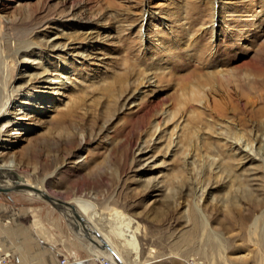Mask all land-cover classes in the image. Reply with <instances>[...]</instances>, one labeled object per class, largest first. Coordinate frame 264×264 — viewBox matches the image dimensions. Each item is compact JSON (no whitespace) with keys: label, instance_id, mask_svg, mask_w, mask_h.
Returning a JSON list of instances; mask_svg holds the SVG:
<instances>
[{"label":"rangeland","instance_id":"rangeland-1","mask_svg":"<svg viewBox=\"0 0 264 264\" xmlns=\"http://www.w3.org/2000/svg\"><path fill=\"white\" fill-rule=\"evenodd\" d=\"M0 51V185L59 201L0 191L11 263H94L83 200L133 219L140 264H264V112L212 111L264 75V0H0Z\"/></svg>","mask_w":264,"mask_h":264},{"label":"bare ground","instance_id":"bare-ground-1","mask_svg":"<svg viewBox=\"0 0 264 264\" xmlns=\"http://www.w3.org/2000/svg\"><path fill=\"white\" fill-rule=\"evenodd\" d=\"M0 55H2L1 51ZM6 70L7 67H4L3 71H1L4 75L3 80H5L7 77ZM149 80L150 79H147V81ZM250 80V85L246 88H243V90H241L240 84L237 85L236 89H233V91H231L233 92L232 94L229 91L230 93L226 92L222 96H220L218 103H213L212 111H217V115L221 117L225 116L227 113L232 114L237 118L238 122L242 123H244V121H242L243 118L240 117V115L243 113H246L249 117L253 118V120L254 117L260 116V114L264 112V75H253ZM250 93L254 95L249 96ZM10 103V99H0V117L4 115ZM231 141L232 142L230 146H234L235 150L243 151L244 149H248V152H254V149L252 147L253 140L248 135L237 132L233 134ZM258 152V150L255 151V155H257ZM13 167L14 166L11 162H2L0 164V172L8 173L10 170H12ZM31 185L35 189L44 192V190L36 187V185ZM27 193L32 194L31 192ZM66 204L71 208L68 213L69 217L73 218V214L74 219H77L80 224H82L81 226L77 227L78 236L83 235L91 243L94 244L95 251H92V255L95 258H99L100 256H102L105 260H107L108 264H140V262L137 260V256L139 253V244L136 238V234L139 230L138 225H136L135 227L132 226L133 219L127 217L121 211H119L122 214V216H120L117 210L111 218L107 214H104V212H102L101 210H97L95 213L92 212L93 214H90L87 211L88 203L84 202L83 200L75 201V205H72L68 202H66ZM262 214L264 215V212ZM113 219L116 221H114ZM70 223L72 225L74 224V222L71 220ZM115 224H117V226H115ZM89 233L93 234L96 240L95 238L90 237ZM114 241H116V243ZM102 244H105V247L103 248L104 250L98 249L97 247H102ZM124 250L133 255L131 262H129L126 257L121 255ZM72 264L76 263L72 261Z\"/></svg>","mask_w":264,"mask_h":264},{"label":"water","instance_id":"water-1","mask_svg":"<svg viewBox=\"0 0 264 264\" xmlns=\"http://www.w3.org/2000/svg\"><path fill=\"white\" fill-rule=\"evenodd\" d=\"M0 176L5 177L6 175L0 172ZM12 183L10 181L4 179L2 186L0 185V191L1 192H7L10 190H24L25 192H31L32 195L35 197L41 198L47 202H49L51 205L57 207V203L59 202L57 199H54L47 195L45 192H42L40 190L35 189L31 184H28L29 181L26 177L20 174H16L15 172H11L9 175ZM28 182V183H25ZM117 226V224H115ZM105 247V244H102V248Z\"/></svg>","mask_w":264,"mask_h":264},{"label":"built area","instance_id":"built-area-1","mask_svg":"<svg viewBox=\"0 0 264 264\" xmlns=\"http://www.w3.org/2000/svg\"><path fill=\"white\" fill-rule=\"evenodd\" d=\"M10 263V255L0 248V264H9ZM58 264H72V260H69L65 257H61L58 260ZM92 264H108L107 260H105L103 257H99L95 259V262ZM185 264H204L202 261L196 259V258H188L185 260Z\"/></svg>","mask_w":264,"mask_h":264},{"label":"crops","instance_id":"crops-1","mask_svg":"<svg viewBox=\"0 0 264 264\" xmlns=\"http://www.w3.org/2000/svg\"><path fill=\"white\" fill-rule=\"evenodd\" d=\"M5 197L7 198V199H9V200H11V198H10V196L9 195H5ZM11 209V210H10ZM0 213H1V215L3 214V213H5V214H13V211H12V207L11 206H9V205H7L6 203H2V201L0 200ZM15 225H17V224H15ZM0 244H2L1 242H0ZM4 249V248H3ZM58 250H59V259L61 258V247H59L58 248ZM100 257H102V256H100ZM46 261H47V259H48V257H46V258H44ZM58 259V260H59ZM11 260H12V257L10 256V263L9 264H14V263H11Z\"/></svg>","mask_w":264,"mask_h":264}]
</instances>
